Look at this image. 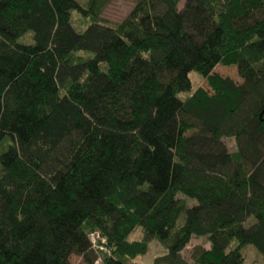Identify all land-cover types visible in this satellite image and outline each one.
Masks as SVG:
<instances>
[{
	"label": "trees",
	"instance_id": "trees-1",
	"mask_svg": "<svg viewBox=\"0 0 264 264\" xmlns=\"http://www.w3.org/2000/svg\"><path fill=\"white\" fill-rule=\"evenodd\" d=\"M109 1L0 0V264H94V232L100 264L264 259V0H137L115 26Z\"/></svg>",
	"mask_w": 264,
	"mask_h": 264
},
{
	"label": "rangeland",
	"instance_id": "rangeland-1",
	"mask_svg": "<svg viewBox=\"0 0 264 264\" xmlns=\"http://www.w3.org/2000/svg\"><path fill=\"white\" fill-rule=\"evenodd\" d=\"M137 0H110L109 3L105 6L102 13L100 14V18L103 21V23L115 26L116 24L120 23L130 12V10L133 8ZM182 2L179 4V8L182 7ZM87 21H84L81 19L77 14L72 15V24L73 26L78 30H83L84 26L86 25ZM30 34H26L23 38L19 39V42L21 43H30L29 39ZM215 73L222 77H228L235 82H239V79L236 76L235 70L233 68H216L214 70ZM189 80L191 82L192 90H195L197 88H203L207 90L206 82L203 78H201L197 73L191 72L188 75ZM181 99H185L187 97V94L181 93L178 95ZM224 144L226 145L229 152L235 151L234 142L232 139H224ZM150 150V149H149ZM1 152V149H0ZM151 152V150H150ZM143 162H146V159H143ZM134 180L137 184L144 183L145 180V172L141 171L138 174H135L133 176ZM179 197V196H178ZM188 205L193 204L192 201L187 202ZM142 238V230L140 228H136L132 234L128 237V240L130 241H140ZM208 243L205 240V238H192L189 242V244L186 246V248L181 252L182 257L191 263L189 256L190 252L193 247L199 246L203 249L208 247ZM235 243L231 244V247H234ZM147 253L144 256L136 257L133 260L124 259V262L126 264H152L153 259L155 257L163 255L165 252L163 248L156 243L155 241L150 242L147 245ZM241 254L244 258V264H264V259L260 254H258L255 249L247 245L241 250ZM69 263L70 264H84L83 260L79 256L71 255L69 257Z\"/></svg>",
	"mask_w": 264,
	"mask_h": 264
},
{
	"label": "built area",
	"instance_id": "built-area-1",
	"mask_svg": "<svg viewBox=\"0 0 264 264\" xmlns=\"http://www.w3.org/2000/svg\"><path fill=\"white\" fill-rule=\"evenodd\" d=\"M88 239H89L92 251L97 255V259L94 262V264H100L102 255L104 253H107L106 240L97 232L90 233L88 235Z\"/></svg>",
	"mask_w": 264,
	"mask_h": 264
},
{
	"label": "crops",
	"instance_id": "crops-1",
	"mask_svg": "<svg viewBox=\"0 0 264 264\" xmlns=\"http://www.w3.org/2000/svg\"><path fill=\"white\" fill-rule=\"evenodd\" d=\"M206 250H208L209 249V245H208V247L207 248H205Z\"/></svg>",
	"mask_w": 264,
	"mask_h": 264
}]
</instances>
